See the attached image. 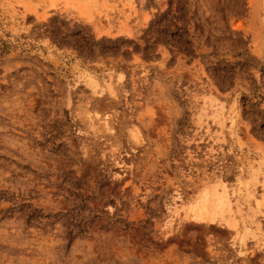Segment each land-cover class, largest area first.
Segmentation results:
<instances>
[{"label": "rangeland", "instance_id": "374dc122", "mask_svg": "<svg viewBox=\"0 0 264 264\" xmlns=\"http://www.w3.org/2000/svg\"><path fill=\"white\" fill-rule=\"evenodd\" d=\"M0 264H264V0H0Z\"/></svg>", "mask_w": 264, "mask_h": 264}]
</instances>
